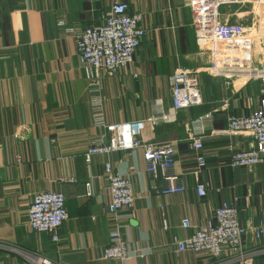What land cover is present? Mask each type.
<instances>
[{"label":"crops","instance_id":"0c3cea01","mask_svg":"<svg viewBox=\"0 0 264 264\" xmlns=\"http://www.w3.org/2000/svg\"><path fill=\"white\" fill-rule=\"evenodd\" d=\"M114 1L142 16L146 34L126 70L93 74L94 95L76 57L75 37L97 26ZM191 6L192 0H0V264H31L25 255L55 264H264V240L250 237L244 262L227 248L219 259L174 253V239L192 234L181 226L183 218L200 227L222 202L236 200L240 223L249 228L264 211V165L229 164L232 153L255 147L254 139L228 130L230 118L264 104V23L254 19L252 27L260 30L243 42L209 46L196 37ZM178 69L199 72L202 105L170 115L169 79ZM246 69L258 74L249 76ZM98 97L107 124L172 117L146 123L138 140L172 143L176 163L168 174L178 177L184 193L155 192L167 183L162 177L151 181L141 149L85 162L88 147L102 136L92 122ZM198 136L204 168L197 167L191 147ZM105 163L129 181L134 196L133 207L117 220L107 213ZM199 184L205 197L196 194ZM45 192L65 196L68 220L56 242L27 226L30 204ZM115 227L132 254L125 263L103 257Z\"/></svg>","mask_w":264,"mask_h":264},{"label":"built area","instance_id":"2783aa9c","mask_svg":"<svg viewBox=\"0 0 264 264\" xmlns=\"http://www.w3.org/2000/svg\"><path fill=\"white\" fill-rule=\"evenodd\" d=\"M258 5L262 9L258 14L262 18L256 21L264 23V0H192V19L196 37L210 45L222 42H243L248 36V29L244 20L230 19L233 15L226 14L236 6ZM253 14V12H252ZM241 17V16H240ZM244 21V22H243ZM146 31L143 18L139 14L131 13L126 3L115 1L109 11L102 15L97 26L88 27L80 31L75 37V53L78 62L89 80L90 93L97 95L98 81L94 77L96 71L113 74L126 70L133 62ZM264 34V31H263ZM249 76L257 75L254 69L244 71ZM171 114L183 109L195 108L202 105L199 72L192 69H178L169 79ZM163 115L160 119L147 121H130L119 124L105 122L102 101L94 98L92 101L93 126L102 131L98 143L88 147L84 160L89 163L96 155H108L120 151L142 150V157L146 172L154 183L160 177L167 183L164 189H155L162 195H176L184 193L182 184H178V177L168 172L175 166V151L172 143H141L138 137L144 130L145 124H156L158 121L169 122L172 117ZM229 133L233 135L248 134L255 142V147L241 150L230 155L231 168H250L264 165V104L252 114L244 117H233L228 120ZM191 147L197 153L195 163L198 168H204L205 158L201 153L202 137L192 138ZM103 171L108 181L110 201L107 213L115 220L124 209H131L134 196L129 181L112 170L109 163H105ZM69 182H74L70 179ZM85 196L91 197L90 183H85ZM198 197H205L206 187L199 184L195 187ZM68 220L65 206V196L60 192H45L34 197L27 211V226L38 234H47L51 240L58 241V231ZM184 229H192V234L184 239H174L176 256L192 253L196 256H207L219 259L223 250L227 248L238 253L244 262V240L250 237L254 241L264 240V211L253 227L246 228L240 223L239 208L236 200L224 201L213 211L212 216L200 227H193L187 218L181 220ZM31 264H55L39 255H25ZM106 260L128 262L132 258L127 244L117 227L110 234V243L103 252ZM246 264V263H244Z\"/></svg>","mask_w":264,"mask_h":264},{"label":"rangeland","instance_id":"374dc122","mask_svg":"<svg viewBox=\"0 0 264 264\" xmlns=\"http://www.w3.org/2000/svg\"><path fill=\"white\" fill-rule=\"evenodd\" d=\"M115 2V1H114ZM262 9L260 6L258 5H245V6H236L231 8L230 10H226L224 11L223 9V13L225 12L226 14L229 15H233V18L235 20L239 19V20H246L244 22V26L248 29V35H250L251 33H257L260 29L257 27H252L253 24V20H258V18H262L263 13L262 14H258V10ZM253 12V14H252ZM241 16V17H240ZM264 19V17H263Z\"/></svg>","mask_w":264,"mask_h":264}]
</instances>
